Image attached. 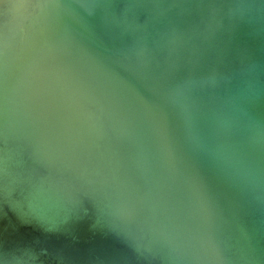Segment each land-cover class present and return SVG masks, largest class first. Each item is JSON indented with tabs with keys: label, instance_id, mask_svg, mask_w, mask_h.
Wrapping results in <instances>:
<instances>
[{
	"label": "water",
	"instance_id": "95a60500",
	"mask_svg": "<svg viewBox=\"0 0 264 264\" xmlns=\"http://www.w3.org/2000/svg\"><path fill=\"white\" fill-rule=\"evenodd\" d=\"M0 264H264V0H0Z\"/></svg>",
	"mask_w": 264,
	"mask_h": 264
}]
</instances>
